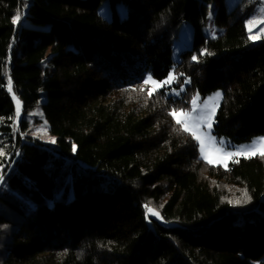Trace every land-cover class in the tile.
<instances>
[{"label": "trees", "instance_id": "16d2710c", "mask_svg": "<svg viewBox=\"0 0 264 264\" xmlns=\"http://www.w3.org/2000/svg\"><path fill=\"white\" fill-rule=\"evenodd\" d=\"M171 72L178 97L139 91ZM217 90L214 136H264V38L226 0H0V264H264V157L209 165L169 114Z\"/></svg>", "mask_w": 264, "mask_h": 264}, {"label": "rangeland", "instance_id": "374dc122", "mask_svg": "<svg viewBox=\"0 0 264 264\" xmlns=\"http://www.w3.org/2000/svg\"><path fill=\"white\" fill-rule=\"evenodd\" d=\"M227 6H228V23L230 26L234 25H242L245 27L246 32H247V38L251 43H255L256 41L263 39L264 38V33H261L259 38L257 39H250V36H256L257 33H259V29L264 27V25H258L257 27L253 28V31L250 33L248 31V21L253 20V19H259V18H264V0H226ZM118 15L121 16L123 12L121 11L120 7L116 8ZM100 13L101 15H104L105 19H109V11L107 9V6L103 5L100 8ZM213 18V8L207 15L205 22L202 26V31L209 35L210 37L216 39L219 38L223 33V29H218L213 26L212 22ZM191 36H192V27L190 24H184L180 30V33L178 35V38L174 41V44L172 45V56L173 59L176 61L178 60V54L181 50L189 48L191 46ZM170 74H173L171 72ZM169 74V75H170ZM168 75V77H169ZM149 76L147 74L145 78ZM167 77V78H168ZM167 78L163 81H157L158 83L164 82L167 80ZM174 83V80L171 84H165L164 87L159 88L161 89H166V92L168 95L173 96V97H178L180 93L183 91V87H181L179 90L178 89H173L172 84ZM153 85L150 83L147 85V88H151ZM216 93H220L219 97H216ZM197 98V104H198V111L196 115H211L212 114V109H215L214 115H212V127L211 129H208L207 126H203L200 131L201 133H208L210 132L211 136L215 138L217 141L215 147L221 148L223 152H237V151H242L247 148H251L255 146L256 148H259V141L260 138H264V136H259V137H254L250 141L243 143L242 145H235L232 146L227 142L225 138H217L213 134V125L215 123V116L218 111V108L220 106L221 100H222V92L220 90H217L213 92L212 94L208 95L205 98H200L197 94L193 95L192 97L189 98L188 104L189 108L188 109H179V110H184V111H191L192 109V100L193 98ZM205 102H207V107H205ZM16 104V100H15ZM17 108V104L15 106ZM23 115L22 107H21V116ZM20 116V117H21ZM27 123L28 127L30 129L29 133L32 136H35L37 139L41 140L43 143L52 146L54 143H51L50 140L53 139L54 137L51 136L44 124L43 117L41 116L40 111H34L33 113L30 112L27 115ZM174 119V118H173ZM41 129H46V132H42ZM55 139V138H54ZM198 143V141H196ZM222 142V143H221ZM198 153L199 157L201 159V153L199 150V145H198ZM257 156V155H256ZM245 157L244 155H237L232 157L231 159H228L227 165L231 160L234 158H241ZM212 158H215L213 156ZM221 167H224L222 164H217ZM254 264V263H253Z\"/></svg>", "mask_w": 264, "mask_h": 264}, {"label": "snow or ice", "instance_id": "6c2138e0", "mask_svg": "<svg viewBox=\"0 0 264 264\" xmlns=\"http://www.w3.org/2000/svg\"><path fill=\"white\" fill-rule=\"evenodd\" d=\"M21 20L20 13H17V15L14 18L13 23H16ZM258 25H264V18L259 19H253L248 21V31L251 33L253 31L254 27H257ZM264 33V27L259 29V33H257L256 36H250V39H257L259 38L260 34ZM193 60H197L196 56H193ZM174 80V74H170L166 81L158 83L155 81L151 75L147 76L145 80L143 81V84L140 86L139 91L144 92L145 86L149 85L150 83L153 85V87L147 89V95L151 97L156 91L159 90V88L164 87L165 84H171ZM9 91L11 92V80L9 79ZM135 90V89H133ZM220 93H216V97H219ZM14 99L15 96L13 97ZM192 109L191 111H184V110H176L173 109L169 114L174 118L177 125L181 126V129L185 132H188L193 139L198 141L199 150L201 153V159L206 161L209 165H217L222 164L225 168H227V161L228 159H231L234 156L237 155H244L245 158H251L253 156L259 155L261 157H264V138H260L259 141V148H256L255 146L251 148H247L242 151L237 152H223L221 148L215 147L217 141L214 137L211 136L210 132L208 133H201L200 129L203 126H207L208 129H211L212 127V115H214L215 109H212L211 115H196L198 109L197 104V98H193L192 100ZM17 108H16V118L17 121L19 120L21 116V103L17 99L16 100ZM205 107H207V102H205ZM42 132H46V129H41ZM51 143H55V139L50 140ZM222 143V142H221ZM73 151H75V146L73 147ZM0 155H4V153L0 152ZM215 156V158H212ZM238 163L239 161H234ZM251 199L250 196H248L247 191L243 193V199L242 200H236L235 204H241L249 202ZM229 203H233L232 201H229ZM147 212L150 213L152 216H156L159 218L160 214L158 211H155L154 209L148 207L145 205Z\"/></svg>", "mask_w": 264, "mask_h": 264}]
</instances>
